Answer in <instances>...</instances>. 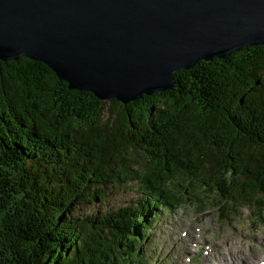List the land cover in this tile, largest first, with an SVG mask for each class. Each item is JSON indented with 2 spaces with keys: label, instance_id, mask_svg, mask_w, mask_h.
Segmentation results:
<instances>
[{
  "label": "trees",
  "instance_id": "obj_1",
  "mask_svg": "<svg viewBox=\"0 0 264 264\" xmlns=\"http://www.w3.org/2000/svg\"><path fill=\"white\" fill-rule=\"evenodd\" d=\"M173 78L123 105L0 61V264H148L154 224L185 202L264 220V46ZM129 182L131 204L80 213Z\"/></svg>",
  "mask_w": 264,
  "mask_h": 264
},
{
  "label": "water",
  "instance_id": "obj_2",
  "mask_svg": "<svg viewBox=\"0 0 264 264\" xmlns=\"http://www.w3.org/2000/svg\"><path fill=\"white\" fill-rule=\"evenodd\" d=\"M256 45L264 0H0V61H38L100 101L168 91L175 71Z\"/></svg>",
  "mask_w": 264,
  "mask_h": 264
},
{
  "label": "rangeland",
  "instance_id": "obj_3",
  "mask_svg": "<svg viewBox=\"0 0 264 264\" xmlns=\"http://www.w3.org/2000/svg\"><path fill=\"white\" fill-rule=\"evenodd\" d=\"M133 186L129 182L112 188L105 200L83 203L80 213L131 204L137 197ZM150 233L155 239L144 244L148 264H264V220L245 207L222 220L213 206L185 202L160 215Z\"/></svg>",
  "mask_w": 264,
  "mask_h": 264
}]
</instances>
